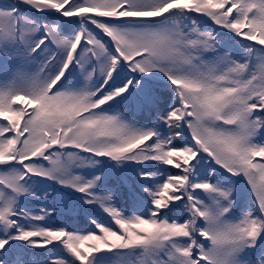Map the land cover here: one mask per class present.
Returning a JSON list of instances; mask_svg holds the SVG:
<instances>
[{
  "label": "snow or ice",
  "instance_id": "6c2138e0",
  "mask_svg": "<svg viewBox=\"0 0 264 264\" xmlns=\"http://www.w3.org/2000/svg\"><path fill=\"white\" fill-rule=\"evenodd\" d=\"M0 264H264V0H0Z\"/></svg>",
  "mask_w": 264,
  "mask_h": 264
}]
</instances>
